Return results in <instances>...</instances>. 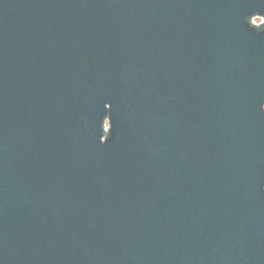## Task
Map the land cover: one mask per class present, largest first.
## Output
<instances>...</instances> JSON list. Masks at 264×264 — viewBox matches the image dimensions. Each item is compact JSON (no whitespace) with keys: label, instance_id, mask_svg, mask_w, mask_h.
<instances>
[{"label":"water","instance_id":"95a60500","mask_svg":"<svg viewBox=\"0 0 264 264\" xmlns=\"http://www.w3.org/2000/svg\"><path fill=\"white\" fill-rule=\"evenodd\" d=\"M262 28L264 0H0V264H264Z\"/></svg>","mask_w":264,"mask_h":264},{"label":"built area","instance_id":"2783aa9c","mask_svg":"<svg viewBox=\"0 0 264 264\" xmlns=\"http://www.w3.org/2000/svg\"><path fill=\"white\" fill-rule=\"evenodd\" d=\"M256 18H258L259 20L257 21ZM252 22L256 25H260L263 22V18L261 16H255L253 17Z\"/></svg>","mask_w":264,"mask_h":264},{"label":"snow or ice","instance_id":"6c2138e0","mask_svg":"<svg viewBox=\"0 0 264 264\" xmlns=\"http://www.w3.org/2000/svg\"><path fill=\"white\" fill-rule=\"evenodd\" d=\"M259 31H264V28H262V29H260ZM112 138L111 137H109V140H111Z\"/></svg>","mask_w":264,"mask_h":264},{"label":"clouds","instance_id":"9594fccd","mask_svg":"<svg viewBox=\"0 0 264 264\" xmlns=\"http://www.w3.org/2000/svg\"><path fill=\"white\" fill-rule=\"evenodd\" d=\"M262 108H264V105H262Z\"/></svg>","mask_w":264,"mask_h":264},{"label":"rangeland","instance_id":"374dc122","mask_svg":"<svg viewBox=\"0 0 264 264\" xmlns=\"http://www.w3.org/2000/svg\"><path fill=\"white\" fill-rule=\"evenodd\" d=\"M256 20L258 21L259 19H258V18H256Z\"/></svg>","mask_w":264,"mask_h":264}]
</instances>
